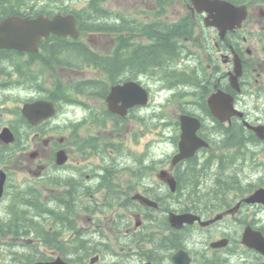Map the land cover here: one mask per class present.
I'll return each instance as SVG.
<instances>
[{"label": "flooded vegetation", "instance_id": "obj_1", "mask_svg": "<svg viewBox=\"0 0 264 264\" xmlns=\"http://www.w3.org/2000/svg\"><path fill=\"white\" fill-rule=\"evenodd\" d=\"M152 1L156 10L149 21L155 25L171 30L175 22L190 15L196 21L204 20V15L193 11L191 0ZM244 1L240 4L247 5L250 17L241 28L229 31L224 38L219 37L217 29L207 28L216 31L212 47L218 52L209 53L206 68L207 72L212 71L211 78L233 95L235 107L244 116L222 123L208 109L207 98L204 101L199 89L194 90L193 95L200 98L198 104L186 108L188 102L179 110L202 121L198 135L211 146L177 162L174 157L180 151L173 138V150L164 158L152 151H147V155L128 151L127 134L123 141L111 140L130 132L128 123L132 121L142 124L148 115L164 116L156 108L149 114L155 107L149 83L153 76L141 70L123 74L126 64L119 66L118 77L113 75L118 72L116 69L111 73L103 65L79 64L71 68L74 73L83 75L82 71L88 69L102 76L77 82L69 94L60 87L47 88L45 68L59 69L70 62L64 59L62 65L48 61L43 47L47 40L34 52L0 48V102L21 104L20 109L0 107V114L18 116V120L0 128L2 132L9 126L17 137L14 144H0V172L5 171L9 180L13 153L19 150L24 158L21 164L40 180V186L29 185L11 194L9 205L4 204L6 191L0 197V264H264V248H258L264 243L255 234L264 239V199L248 201L258 189H264V139L253 130L261 127L264 132V0ZM3 4L0 3V22L13 16H47L43 1H9V15L3 12ZM16 5L20 6L17 15L13 14ZM120 22L121 34L130 38L127 19L119 18ZM195 33L192 39H186L192 41L191 45L197 43L194 39L200 33L199 27ZM89 34L112 36L83 33L78 40L66 39L87 46L95 55L121 54V61L134 55L142 45L97 51L89 45L94 40ZM137 38L140 37L133 40L138 42ZM183 47L188 52L180 60L172 59L170 67L203 74L205 67L199 66L202 57L191 52L188 44ZM236 55L243 68L239 89L229 84ZM128 82L141 83L148 89L149 104L122 109L124 103L119 102L121 111H112L108 98L113 86ZM217 89L218 85H214L213 91ZM126 95L125 92L123 96ZM41 101L54 102L58 113L34 125L22 108ZM32 109L35 113L40 111ZM70 112L72 118L68 121ZM107 120L116 134L106 133ZM60 121L70 123L64 126ZM94 123L105 129L90 135V124ZM139 136L142 131L135 130L130 141L137 143ZM62 150L68 161L59 165L57 156ZM115 153L118 156L110 159ZM248 169L254 174L247 175ZM28 200L37 202L38 207H28ZM18 204L20 209L16 208ZM188 214L198 219L180 224L177 217ZM19 221L20 225L15 224ZM248 230L257 240L244 241Z\"/></svg>", "mask_w": 264, "mask_h": 264}, {"label": "water", "instance_id": "obj_2", "mask_svg": "<svg viewBox=\"0 0 264 264\" xmlns=\"http://www.w3.org/2000/svg\"><path fill=\"white\" fill-rule=\"evenodd\" d=\"M193 3L194 11L200 14H206L204 23L207 27H215L219 30L220 35L224 38L228 31H234L240 28L244 21L249 16V11L245 5H235L227 0H191ZM51 34H58L63 37L71 36L78 38L80 36V30L77 28V19L74 14H57L54 18L45 17L40 15L37 18H23L20 16H13L6 18L0 22V48H11L19 51H37L40 44L45 38H48ZM235 71L230 74L231 86L235 89H239V78L243 73L242 62L237 55L235 59ZM123 91H127L126 106L132 107L136 104H147L148 92L136 86L134 83H129L125 86H116L113 88L108 102L110 108L114 112H120L121 110L117 106ZM209 107L212 114L220 121H231L235 115L243 116L241 112H238L234 107V98L231 94L225 91L219 90L212 94L208 100ZM37 108L40 111L35 113L32 109ZM123 109V108H122ZM56 105L49 101H41L33 105H26L23 108V113L29 118L32 124L36 125L42 120L49 119L56 115ZM125 114V111L123 112ZM182 135L180 145V153L174 158V162L187 159L195 154V152L203 147L209 146V144L197 136L198 130L201 128V121L193 116L182 115L180 118ZM257 134L264 138V133L261 128H254ZM0 139L5 143H13L15 141L14 133L5 128ZM67 161V157L64 151L58 154L57 162L62 165ZM6 174L0 173V197L4 193ZM264 199V189H259L248 200L250 202H256ZM180 220V224L185 222L194 221L198 219L193 215H184L177 217ZM257 234V233H255ZM258 240L264 243V239L260 234ZM257 240L252 237V232L247 231L244 237L245 242H251ZM264 248V245L258 247Z\"/></svg>", "mask_w": 264, "mask_h": 264}, {"label": "rangeland", "instance_id": "obj_3", "mask_svg": "<svg viewBox=\"0 0 264 264\" xmlns=\"http://www.w3.org/2000/svg\"><path fill=\"white\" fill-rule=\"evenodd\" d=\"M90 0H67V4L74 7L76 10L83 9L87 3ZM105 8L109 9L112 12H117L122 14L124 17L128 18H136L137 20L146 22V20L149 21L151 19L150 15L153 14L154 9V3L152 0H108L104 2ZM182 11L184 15L187 14L186 10H183L182 8H179ZM176 15H174V20H176ZM204 27V26H203ZM199 27L200 33L196 36L194 40H197V43L194 42L195 45H191L189 41H186L187 44L190 46L191 52H196L195 55H198V57H202V62L199 63L200 67H205V72L209 75L212 73V71L207 72L208 64L210 63V59L208 56L209 53L216 55L217 49H213V39L217 37L216 31L213 30H207L205 27ZM130 33V32H127ZM197 34V33H195ZM202 36H201V35ZM94 38L92 42H90L89 45L94 47V49L98 50H106L111 51V49L115 48L116 45V35H112L111 37L106 36L102 37L96 34H89ZM138 42H135V40L131 41V45H137L138 43L141 44H147L149 41H146V39L141 36L140 38H137ZM203 47H201V44ZM102 53V52H100ZM106 53V52H105ZM114 55V54H113ZM194 57V56H193ZM193 57L190 58V60H193ZM197 57V58H198ZM70 62H66L65 66L60 67L59 69L51 68L46 69V77H45V83L47 84V88L50 89H56L58 87L61 88L66 93H71L72 90L74 91V87L77 82L84 80V79H96L101 77L102 75L100 73H95L94 71H90L88 69L83 70V75H80L79 73H74L71 68L66 67ZM220 64H223L220 60ZM196 68V67H194ZM188 70V69H187ZM135 72V71H133ZM130 74L131 68H127L123 74ZM104 75V74H103ZM151 76V75H150ZM150 83V87L153 94V105L155 107H152L149 114H152V109L156 108L157 112L159 114H163L162 117H148L147 120H144L142 124H139L138 122L135 123L132 121L131 123H128L131 127L130 132H125L121 135V137H115L112 138V142L116 143L118 141H123L125 138V134H127V148L128 151H131L132 153L137 152L138 154H146L147 151H152L156 156H162V158L166 157L165 155L170 154L173 150V145L171 144V138L176 139L180 135V132L176 129V123L178 121V118L181 114L180 110L182 105L185 103L189 105H184L187 107H192L197 105L199 102V97L193 95L196 92L194 90H191L190 86L183 87L181 86L180 89H175L171 91H167L163 87V83L159 81L158 79L152 78ZM197 90V89H196ZM198 91V90H197ZM194 92V93H193ZM0 107L3 109L10 108V109H16L18 107H21L20 102H8L7 100H4L0 102ZM180 109V110H179ZM71 112L69 117H66L68 121H71ZM18 120V116H15L11 113H1L0 114V128L5 125H9L13 121ZM166 124V125H165ZM106 126V133L108 135L116 134V129L113 127L112 123L107 120ZM135 128V129H134ZM105 128L102 125H98L94 123L90 124V135L91 134H97L98 131H102ZM137 130L142 131V136L138 137V142L135 143L133 141H130V138L132 136V133ZM115 139V141H113ZM118 140V141H117ZM102 141H107L103 139ZM19 150H16L13 154L14 157H12L13 163L9 166L10 170V176L9 180H6L5 183V191L8 193V196L4 202L5 205L10 204V197L12 198L11 194H15L16 192H19L21 189H27L28 186H40V180L36 177L35 174L30 173L27 169V166H23L21 164L23 158L22 153H19ZM118 156L117 153L110 155V159L116 158ZM20 162V163H19ZM70 162L73 164V160H70ZM254 172H252V169L247 170V175H253ZM8 181V182H7ZM7 184V185H6ZM46 196V195H44Z\"/></svg>", "mask_w": 264, "mask_h": 264}, {"label": "trees", "instance_id": "obj_4", "mask_svg": "<svg viewBox=\"0 0 264 264\" xmlns=\"http://www.w3.org/2000/svg\"><path fill=\"white\" fill-rule=\"evenodd\" d=\"M9 1H22V0H0L3 4V12L5 15L11 14L10 7L7 3ZM24 1H43L45 3L47 15L54 14L56 11L63 13L74 12L79 20L80 29L86 33H110L116 35L117 50L120 49H135L137 45H131V41L138 36V31L142 36L147 37L150 41L149 44H142L137 47V52L132 56H127L126 61H121L122 55L115 53L113 56L107 57L103 55H95L87 50V46L80 43H73L71 40L59 36H51L44 44V48L47 51L48 61H57L65 63L64 59L70 61L68 67L73 68L75 65L88 66V65H103L108 67L112 71L116 69L118 72L113 73L117 77L120 74L119 66L126 64L127 68H131V71H142L151 76H155L157 79H162L166 88H178L181 84L188 83L193 90H198L203 95L202 99L205 101L206 97L213 91L214 85L220 84L210 82L205 76L199 77L195 72H177L174 71L170 65L172 59L180 60L182 54L186 51L183 47V41L185 39H192L194 37L196 27L202 25L201 20L197 18V21L193 18L181 20L178 23L170 26L171 30L167 26L160 24L155 25L139 24L136 18L128 19L127 26L131 27V37L126 38L122 33L121 22L117 20L123 17L120 13H114L105 8L104 2L108 0H90V4L87 8L76 10L74 7L68 5L67 0H24ZM234 3H244V0H231ZM6 4V6H5ZM53 4V5H51ZM52 6V7H51ZM13 14H19L20 6H15ZM76 11V12H75ZM15 12V13H14ZM129 55V53H127ZM63 62H61V61ZM50 62L54 64L55 62ZM134 77V73L131 74ZM122 77V75H121ZM112 82H115L112 80ZM208 82V83H207ZM222 88V87H221ZM34 191V188H30ZM36 192V191H35ZM38 201V200H37ZM20 203V202H19ZM26 205L30 208L38 207L37 202L32 200L26 201ZM16 208L20 209L21 205H17ZM27 217V216H24ZM18 218V216H17ZM33 217L31 216V219ZM19 225L21 221L15 224Z\"/></svg>", "mask_w": 264, "mask_h": 264}]
</instances>
